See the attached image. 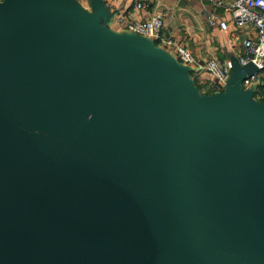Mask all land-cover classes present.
I'll use <instances>...</instances> for the list:
<instances>
[{"label":"water","instance_id":"95a60500","mask_svg":"<svg viewBox=\"0 0 264 264\" xmlns=\"http://www.w3.org/2000/svg\"><path fill=\"white\" fill-rule=\"evenodd\" d=\"M60 2L0 3V264H264V106Z\"/></svg>","mask_w":264,"mask_h":264},{"label":"crops","instance_id":"0c3cea01","mask_svg":"<svg viewBox=\"0 0 264 264\" xmlns=\"http://www.w3.org/2000/svg\"><path fill=\"white\" fill-rule=\"evenodd\" d=\"M229 1L223 0L221 6L210 0H61L60 4L67 13L83 18L97 17L107 41L121 47L141 41L125 29L126 23L159 14L161 29L156 38L150 39L148 49L178 67L195 93L205 97L241 95L264 106V62L252 79L244 81L231 76L228 84H221L216 76L202 68L207 60L221 63L235 59L241 52L242 40L254 36L251 25L233 24L226 6ZM136 2H143L146 7L138 9ZM207 15L213 16V24L206 21ZM218 21H224L226 28L220 29ZM176 46L188 50L193 62L181 61L175 52Z\"/></svg>","mask_w":264,"mask_h":264},{"label":"built area","instance_id":"2783aa9c","mask_svg":"<svg viewBox=\"0 0 264 264\" xmlns=\"http://www.w3.org/2000/svg\"><path fill=\"white\" fill-rule=\"evenodd\" d=\"M210 1L218 6L223 3V0ZM226 6L233 24H249L254 30L252 38H245L241 42V52L234 59L237 68L241 69L243 65L250 63L257 70L261 69L264 62V0H230ZM135 7L142 9L146 7V4L136 2ZM205 18L208 23H214L213 16L207 15ZM217 25L220 29L226 28L224 21H218ZM125 29L148 40L156 38L161 29V16L153 14L144 20L128 22ZM175 52L181 61L193 62L191 54L183 47L176 46ZM202 68L216 76L221 84H225L232 71V62L231 60H224L218 63L215 60H207ZM253 76L254 74L245 76L243 80L252 79Z\"/></svg>","mask_w":264,"mask_h":264},{"label":"rangeland","instance_id":"374dc122","mask_svg":"<svg viewBox=\"0 0 264 264\" xmlns=\"http://www.w3.org/2000/svg\"><path fill=\"white\" fill-rule=\"evenodd\" d=\"M0 3H1V1H0Z\"/></svg>","mask_w":264,"mask_h":264}]
</instances>
